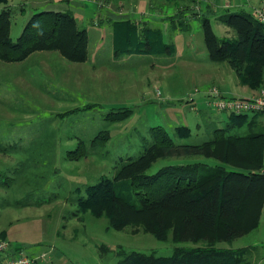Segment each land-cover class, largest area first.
<instances>
[{"label": "rangeland", "instance_id": "obj_1", "mask_svg": "<svg viewBox=\"0 0 264 264\" xmlns=\"http://www.w3.org/2000/svg\"><path fill=\"white\" fill-rule=\"evenodd\" d=\"M194 1L197 7L193 0H151L153 7L148 18H144L154 30H158L157 22H161L165 41L175 46V54H168L169 50L164 48L167 53L162 56L139 55L137 49L130 55L116 58L112 55L113 71H99V75L91 73L90 66L100 58L107 59V52L110 51L109 55L112 52V30L116 31L119 25L117 38L122 47L127 27L122 23L140 22L139 16L123 14L124 10L135 11L134 6L126 8L129 1L114 7L117 17L113 16L114 10L108 7L107 0H9L6 5L0 4V11H10L13 42L21 36L32 16L44 11L72 12L78 29L86 30L89 36L88 56L83 62L86 65L71 62L57 51L36 52L23 62L0 60V144L9 150L0 152V183H10L8 187H0V212L7 214L6 218L29 220L15 226L17 238L32 231L27 227H33L34 233L38 231L39 237L45 234L44 240L53 242L64 252L65 261L72 260L75 264H118L115 253L118 247L169 256L177 246H188L176 243L173 229L166 242L157 240L143 228L109 230L105 217L78 213L74 201L79 190L81 195L85 194V185L114 178L125 166L145 155L154 143L150 136L153 127H164L176 144H200L211 139L215 129L226 126L229 115L208 108L204 103L205 91L212 85L222 91L226 86L235 90L237 73L229 63L209 61L201 18H210L219 37H233L234 32L218 22V16L225 11L216 6L218 0ZM226 1L229 3L225 5L231 7V0ZM242 2L247 4L243 7L245 11L253 7L254 18L256 10L264 6V0ZM113 4L119 5L120 0ZM191 12L195 15L190 16ZM188 34L193 36L192 43L183 38L176 42L177 36ZM98 36L103 39L99 44ZM137 38H141V31L137 32ZM100 46L103 55L95 59L94 53ZM131 46L135 49L139 44L133 46L132 41ZM198 53L203 61L193 66L180 65L166 73L159 67L151 68L152 63L160 60L170 62L181 57L190 60ZM69 67H75L77 75H70ZM197 90L200 92L196 93ZM127 112L126 119L110 120ZM182 126L190 129L187 140L181 138L184 131L176 132ZM107 134L110 139L105 146L92 145L96 137ZM82 145L86 156L69 160L68 154ZM151 158V166L144 172L148 175L169 165L219 164L215 159L203 157ZM20 203L31 207H20ZM10 204L16 205L8 207ZM173 219L180 221L179 216ZM57 226L60 238L51 241L49 235ZM101 246L109 249L106 255L101 252ZM233 246L224 244L222 248L238 251L239 240Z\"/></svg>", "mask_w": 264, "mask_h": 264}, {"label": "trees", "instance_id": "obj_2", "mask_svg": "<svg viewBox=\"0 0 264 264\" xmlns=\"http://www.w3.org/2000/svg\"><path fill=\"white\" fill-rule=\"evenodd\" d=\"M8 1L0 0V4ZM218 20L232 29L235 37L217 36L211 20L203 17L201 26L210 61L229 63L241 82L252 88L264 86V25L243 11L225 10ZM122 24L127 26L124 35L126 45L124 43L122 48L117 38L115 52L119 56L133 53L136 49L139 53L165 55L164 48L170 49L161 30H142L138 40L137 24L129 21ZM118 26L115 27L117 36L120 35ZM10 28V11L2 10L1 61L23 62L40 51H57L75 63H83L87 59L89 36L86 30L78 29L72 12L35 14L16 42L10 38ZM132 41L133 46H139L134 49ZM129 112L113 116L110 120L126 119ZM230 120L229 126L215 129L212 138L200 144H176L164 127H153L150 136L154 143L146 154L144 152L145 155L125 166L114 178H103L96 184L85 185L86 195H81L79 190L74 201L78 213L90 212L95 218L105 217L109 230L143 228L157 240L166 242L173 229L176 243L188 244L177 246L169 256L118 247L119 251L115 250L118 264H244L240 258L241 250H226L218 245L244 236L246 226L250 224V203L264 193V170L256 169L264 132L259 116L249 120L247 115H231ZM247 123L251 129L241 132L238 128ZM183 131L181 138H190L189 127L176 128L178 133ZM109 139V134L96 137L92 145L103 147ZM0 152L8 153L9 150L0 144ZM83 156H86L84 145L68 154L72 161ZM154 156L203 157L215 159L219 164L214 167L203 163L169 165L153 175L145 174ZM4 185L8 187L10 183H0V187ZM28 205L20 203V206ZM176 216L180 218L179 223L173 219ZM4 239L0 237V240ZM100 250L104 255L109 251L105 246Z\"/></svg>", "mask_w": 264, "mask_h": 264}, {"label": "crops", "instance_id": "obj_3", "mask_svg": "<svg viewBox=\"0 0 264 264\" xmlns=\"http://www.w3.org/2000/svg\"><path fill=\"white\" fill-rule=\"evenodd\" d=\"M51 1V0H50ZM108 3H110L108 5V7L110 9H112L114 15L113 16H118L117 15V8L114 7H120L121 5H125V0H120V4L117 6H114L113 1L115 0H107ZM129 1L128 5L126 6V8L128 7L130 9L131 6H134L133 9H135V11L133 12H125L128 10H124L123 14H127L129 13L132 18L133 16H139L140 17V22H136L135 20L133 22H135L138 26H139V31L145 30L147 28L150 29V24L146 21H144L146 18H148V14L151 11L153 5L151 3V0H126ZM191 2V0H187V2ZM221 0H218L216 6L218 8H223L224 10H231L235 9L236 11H243L245 13H249L253 18V7L248 11L244 10V5L246 3H243L242 0H234V1H230L231 3V7H227L225 4L229 3L226 0H224V3L220 2ZM226 1V2H225ZM193 4L196 5L197 7V3L193 0ZM6 5V4H4ZM247 5V4H246ZM125 8V9H126ZM132 8V7H131ZM228 8V9H226ZM110 9H108V12H110ZM1 12V11H0ZM222 14V13H221ZM220 14V15H221ZM191 15H195V13L193 14L191 12ZM147 16V17H146ZM130 17V16H129ZM203 17H207V16H203ZM202 17V18H203ZM219 17V16H218ZM119 18V17H118ZM131 18V17H130ZM129 18V20H130ZM145 18V19H144ZM158 18V17H157ZM156 18V19H157ZM201 18V19H202ZM208 18V17H207ZM210 19V18H209ZM255 19V18H254ZM173 22V20H172ZM219 23H221L218 20ZM146 23L148 25H146ZM160 23L161 22H157V28L158 30L163 31L160 27ZM212 23V22H211ZM222 24V23H221ZM224 25V24H223ZM226 26V25H225ZM175 27V26H174ZM213 27V26H212ZM227 28H229L228 26H226ZM152 28V27H151ZM189 29V28H188ZM230 29V28H229ZM214 30V29H213ZM232 32H234L232 29H230ZM114 31V32H113ZM116 31L115 29L112 30V41H111V46H112V52L109 55L108 51V55H106L107 59H102L100 58V60L96 63L94 62V64H92L90 66V70L91 73L95 72L99 75L100 72L99 71H103L106 73H110L112 72V55L113 58L115 57H119L118 54H116L115 52V48H116V44H117V35L115 34ZM110 36V35H109ZM218 36V35H217ZM235 37V33L233 37H224V38H234ZM180 38H183V40H185L186 42L190 41L191 43L193 42V36L192 35H187L184 37H180L177 36L176 38V42L178 43L180 41ZM223 38V37H221ZM203 39H204V32H203ZM103 40V39H101ZM99 36H98V40L97 43L99 44V42L101 41ZM158 40V39H155ZM163 40L164 42H166V44H169L170 49L168 51V54L173 55L175 54V46L171 45L170 42L165 41V35H164V31H163ZM105 41V40H104ZM195 41V40H194ZM110 43V42H109ZM204 45L206 47L205 44V40H204ZM100 47H97L93 58H97L100 55H103V49L101 50ZM207 49V47H206ZM208 52V49H207ZM139 55H145V54H149V55H157V56H162L161 54H154V53H146V52H136ZM132 53H129L127 55H130ZM126 55V54H124ZM208 59L210 61L209 58V53H208ZM163 60H160L158 63H152L151 64V68L156 69L157 67L160 68V70H162L164 73H166L167 71L173 70L175 71L176 68H178L180 65H189V66H193L196 65L197 62L203 61V56L198 53L197 57H194L193 59H186L184 57H181L180 60H171L170 62H161ZM174 61V62H173ZM212 62V61H210ZM216 63V62H213ZM221 63H227V62H221ZM221 63H217V64H221ZM83 65L88 64L86 63H81ZM88 66V65H87ZM106 66V68L104 67ZM69 74L70 75H77V71L75 67H69ZM102 74V73H101ZM237 79H238V83L236 84V89L233 90L230 87L226 86L225 89L223 90L224 93H227L233 97H250L254 94H257L260 90V88H252L251 86L244 84L241 82L240 78L237 75ZM241 86V87H239ZM203 100V98L201 99ZM227 114V113H226ZM229 115V114H228ZM230 116L228 117V122L226 124V126L224 128H226L227 126L230 125V123H232V121L230 120ZM258 116V115H250L249 120L252 119L253 117ZM259 123L261 124V130H263L264 132V123L263 120L261 119V117H259ZM247 124H244L243 126H240L238 129H240L241 132H247L249 129V126H247ZM222 128V129H224ZM258 161H259V165L256 168L258 169H263L264 170V139L262 141L261 147H260V152L258 153ZM255 170V169H254ZM256 171V170H255ZM251 208H250V224L248 226H246V233L244 234V236H241L237 239H235L234 241H232L231 243L228 242H221L219 243L218 246H220V248H222L224 246V244H228L230 247H233V244L235 241L239 240L240 242V246L236 247V249H239L242 251V253H240V258L242 259V261L244 262V264H264V193L259 195L257 199H255L254 201H252L251 203ZM16 205V204H14ZM8 207L13 206V205H7ZM21 207V206H20ZM23 207V206H22ZM27 207V206H24ZM31 207V206H28ZM5 217V218H4ZM7 214H4L3 212H0V237H5L6 240H8L11 244V249L16 253L19 252L21 250H24L25 252H27L31 257L33 258H38L37 262L35 264H75L72 260L65 261V259L67 258V256L64 254V252L60 249L57 248V246L46 240L45 239V234H42L39 237V232H35L34 233V228L33 227H27L28 229H31L32 231L30 233L24 234V236H19L18 238L16 237V235L14 234V228L16 225H21L23 222L27 223L29 222V220H24V218H19L16 216H11L9 218ZM28 226V225H27ZM50 239L51 241H54V238L59 237L60 238V232L58 229V226L55 227V231L52 232L50 235ZM42 255H45V257L41 258ZM40 257V258H39Z\"/></svg>", "mask_w": 264, "mask_h": 264}, {"label": "built area", "instance_id": "obj_4", "mask_svg": "<svg viewBox=\"0 0 264 264\" xmlns=\"http://www.w3.org/2000/svg\"><path fill=\"white\" fill-rule=\"evenodd\" d=\"M255 20L264 25V6L256 10ZM199 92L197 90L196 93ZM204 103L210 109L229 115H258L264 123V86L250 97H228L221 88L212 85L205 91ZM193 109L198 111L197 106ZM43 257L45 255L41 256ZM37 260L38 258L31 257L24 250L15 253L8 240H0V264H35Z\"/></svg>", "mask_w": 264, "mask_h": 264}]
</instances>
